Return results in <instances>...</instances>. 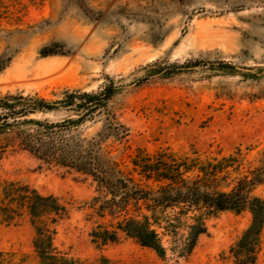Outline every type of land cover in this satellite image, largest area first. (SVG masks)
Masks as SVG:
<instances>
[{
    "label": "rangeland",
    "instance_id": "374dc122",
    "mask_svg": "<svg viewBox=\"0 0 264 264\" xmlns=\"http://www.w3.org/2000/svg\"><path fill=\"white\" fill-rule=\"evenodd\" d=\"M2 61L0 96L54 101L112 82L109 107L128 129L124 145L114 146L125 162L136 148L208 154L239 148L246 170L260 171L264 0H0ZM101 119L84 124V133L98 130ZM5 181L66 203L53 244L83 264H233L229 248L252 219L248 209L219 212L206 220L191 253L175 261L170 251L159 258L132 238L94 240L99 219L89 206L91 180L34 158L6 131L0 132V192ZM250 195L264 198V183ZM33 237L25 212L0 223V251L14 253L17 263L37 264ZM256 264H264V225Z\"/></svg>",
    "mask_w": 264,
    "mask_h": 264
},
{
    "label": "trees",
    "instance_id": "16d2710c",
    "mask_svg": "<svg viewBox=\"0 0 264 264\" xmlns=\"http://www.w3.org/2000/svg\"><path fill=\"white\" fill-rule=\"evenodd\" d=\"M5 65L2 61L0 69ZM114 93L110 82L98 91L66 92L54 101L22 94L0 96V132L15 134L18 147L34 158L91 180L94 195L89 206L99 219L90 232L94 240L106 243L122 236L132 238L159 258H166L170 251L177 261L189 255L207 231L208 218L221 211L248 209L251 223L229 252L233 264H256L264 198L250 193L256 184L264 183V156L258 174L246 170L239 148L226 154L136 148L125 162L114 146L124 145L128 135L109 107ZM59 112L55 119L32 116ZM99 116L101 127L85 134L84 124L96 122ZM22 212L34 230L37 264H83L53 244L57 226L68 212L60 197L42 194L20 181H5L0 192V223H10ZM14 255L0 251V264L24 261L15 262Z\"/></svg>",
    "mask_w": 264,
    "mask_h": 264
}]
</instances>
